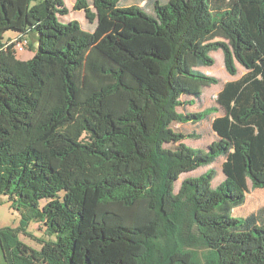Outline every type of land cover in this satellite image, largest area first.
I'll use <instances>...</instances> for the list:
<instances>
[{"label": "trees", "instance_id": "obj_1", "mask_svg": "<svg viewBox=\"0 0 264 264\" xmlns=\"http://www.w3.org/2000/svg\"><path fill=\"white\" fill-rule=\"evenodd\" d=\"M32 1L0 0V195L22 212L0 228L5 264H264V206L234 216L264 189V0H76L94 31ZM8 31L37 37L31 60ZM218 50L245 74L179 111L220 83L199 70ZM211 115L207 149L173 128ZM219 158V185L210 168L175 192ZM32 222L39 249L20 238Z\"/></svg>", "mask_w": 264, "mask_h": 264}, {"label": "rangeland", "instance_id": "obj_2", "mask_svg": "<svg viewBox=\"0 0 264 264\" xmlns=\"http://www.w3.org/2000/svg\"><path fill=\"white\" fill-rule=\"evenodd\" d=\"M37 0H33L31 2V7L37 4ZM66 6L69 8L70 13L66 16H61L60 20L63 23H69L72 20H78L83 28L87 31H94L96 29V22L91 23L84 11H75L74 5L76 0H64ZM92 2V0H88ZM138 0H124L121 3V6H132L137 3ZM93 28V30H92ZM16 32L8 31L4 36V41H8L9 35H14ZM33 47H28L21 52H16V56L20 60L28 61L31 60L35 56V50L37 47V41L34 40L32 43ZM212 57L215 59V64L211 67H202L199 68L200 71L216 77L220 80V83L217 85H212L210 87L205 88L204 95L201 99L196 100V104L193 106H184L179 108V111L183 113L190 112H199L209 107L218 106L216 103V98L219 91L223 88L225 83L228 81L236 80L242 76L246 72V70L238 65L239 72L236 76L230 75L225 67L224 54L222 50L213 51L211 53ZM190 97H183L184 100ZM216 115L209 116L206 120L198 122V123H186V124H174L173 128L177 132H182L185 134L193 133L197 136L195 139H188L185 141L187 145L194 148H204L207 149L208 146L216 140V134L213 132L211 123L213 118ZM171 146V145H170ZM169 146V147H170ZM224 159L219 158L213 165L209 167L199 168L196 171L184 173L181 175L180 179L175 184V192L177 193L179 187L185 179L191 177H199L204 174L210 168H213L216 172V178L213 181V186L219 185L224 179V173L222 171V164ZM13 201L10 200V197L7 195H0V228L12 227L17 228L21 225L22 220V212L19 211L16 207H13ZM264 206V189H256L253 190L250 183V193L247 195V201L244 205L238 207L234 211V216L243 219L248 217L249 215L255 213L259 208ZM28 232L33 235V238L20 235V238L31 245L34 248L39 249L41 246L37 240H49L50 237L45 234V229L42 225L32 222L29 226Z\"/></svg>", "mask_w": 264, "mask_h": 264}, {"label": "built area", "instance_id": "obj_3", "mask_svg": "<svg viewBox=\"0 0 264 264\" xmlns=\"http://www.w3.org/2000/svg\"><path fill=\"white\" fill-rule=\"evenodd\" d=\"M10 44H14V49L16 52H21L29 47V38L26 35H20L18 38L9 42Z\"/></svg>", "mask_w": 264, "mask_h": 264}, {"label": "crops", "instance_id": "obj_4", "mask_svg": "<svg viewBox=\"0 0 264 264\" xmlns=\"http://www.w3.org/2000/svg\"><path fill=\"white\" fill-rule=\"evenodd\" d=\"M144 4V2L142 3V5ZM92 30H93V28H92ZM9 38H8V40H10V39H12V40H14V39H16V38H18L19 37V34L18 33H16V34H14V35H9L8 36ZM29 39H30V43H33V41L34 40H36L37 39V37L35 36V35H29ZM37 41V40H36ZM245 74V73H244ZM243 75V74H242ZM221 91V90H220ZM219 91V92H220ZM0 264H5V262H4V259H3V255H2V252H1V249H0Z\"/></svg>", "mask_w": 264, "mask_h": 264}]
</instances>
